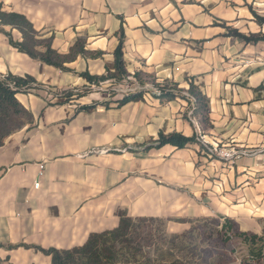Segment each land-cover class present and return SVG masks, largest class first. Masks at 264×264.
Returning a JSON list of instances; mask_svg holds the SVG:
<instances>
[{"label":"crops","instance_id":"crops-1","mask_svg":"<svg viewBox=\"0 0 264 264\" xmlns=\"http://www.w3.org/2000/svg\"><path fill=\"white\" fill-rule=\"evenodd\" d=\"M0 1L53 35L59 52H69L78 38L102 52L79 56L63 70L19 51L0 31V74H29L41 85L18 93L34 120L0 146V264H51L40 250L9 245L72 248L126 216L169 218L170 233L185 232L189 219L203 216L264 232L263 154L227 161L210 157L200 143L141 148L160 132L199 130L210 143L264 146V40L227 34L230 27L264 34L256 18L264 17V0ZM3 27L22 39L18 29ZM122 28L127 70L184 89L194 82L209 99L212 126L193 125L181 98L165 102L145 93L119 106L123 94L107 98L103 90L62 96L89 85L82 72L115 69ZM105 100L109 106L100 104Z\"/></svg>","mask_w":264,"mask_h":264},{"label":"trees","instance_id":"trees-1","mask_svg":"<svg viewBox=\"0 0 264 264\" xmlns=\"http://www.w3.org/2000/svg\"><path fill=\"white\" fill-rule=\"evenodd\" d=\"M256 18L259 24H264V17ZM0 22L2 26L16 28L21 32L22 39L15 41L10 30L0 28V31L8 36L10 43L19 51L63 70H68L66 64L75 61L79 56L97 58L102 55L101 51L88 49L87 40L84 38H78L69 52H59L53 46V35L46 36L25 14L6 9L1 1ZM227 34L252 44L264 40V34L261 32L245 34L232 27L228 28ZM123 45L122 28L120 42L114 51L115 69L108 70L102 75L91 74L89 71L82 72L81 76L87 79L89 85L77 93L72 90L64 91L62 96L66 100L73 96L80 97L93 91L94 85L102 86L106 81L119 84L133 76L142 85L150 84L152 87L124 95L116 100L117 105L143 99L147 91L157 89L160 94L155 93V96L165 102L181 98L188 100L190 104L191 98H194V112L201 128L212 126L209 99L194 82L190 83L189 88L184 89L174 81L160 80L155 74L143 70L130 73L125 66ZM40 88L41 85L32 75L0 74V146L7 136L21 130L34 120L33 113L19 100L18 93ZM184 92H188L189 97ZM100 104L109 106L110 101L105 100ZM185 117H187V110ZM195 143H199L196 133L188 136L179 131L160 132L158 138L141 144V148L147 150L150 147L167 144L183 148ZM169 220V218L153 216L122 217L117 227L93 232L83 245L67 249L43 248L27 244L9 245V247L25 246L40 250L51 256V264H216L217 255L210 249V245L206 244L216 240L225 248L231 241L239 239L247 248L246 259L243 261L247 264H264V232L257 234L241 231L235 221L229 217L203 216L189 219L191 226L185 232L170 233L167 230ZM222 256L224 257L221 255L219 260Z\"/></svg>","mask_w":264,"mask_h":264},{"label":"built area","instance_id":"built-area-1","mask_svg":"<svg viewBox=\"0 0 264 264\" xmlns=\"http://www.w3.org/2000/svg\"><path fill=\"white\" fill-rule=\"evenodd\" d=\"M132 78V79H131ZM134 81L131 83V87H129L128 91L123 93V96L128 94V93H134L136 91H139L141 89H147L152 87L150 84H146V85H142L135 77L130 76V78H126L122 81L123 82H128V81ZM131 82V81H130ZM112 84V85H118V84H114L112 81H106L105 83L102 84V86H92L93 87V91L94 90H103L104 92L106 91V89L104 88V86H106L107 84ZM119 83V84H122ZM146 93L151 94L153 96H155V93L160 94V91L157 89H154L153 91H147ZM184 94L189 97L188 92H184ZM187 102V118L189 119L190 122L193 123V125L197 126V128L199 129L200 124H199V120L194 112V108H195V103H194V98H191L190 104L189 101L184 99ZM197 135V140L199 141V143L201 144V146L203 147V151L206 152V154H208L210 157H217L219 159H223V160H227V161H234L235 159L243 156V155H258V154H263L264 155V146L259 147L257 149H247V148H238L235 147L234 145H219L218 143H210L206 140V136L205 134H203L202 131H197L196 133Z\"/></svg>","mask_w":264,"mask_h":264},{"label":"rangeland","instance_id":"rangeland-1","mask_svg":"<svg viewBox=\"0 0 264 264\" xmlns=\"http://www.w3.org/2000/svg\"><path fill=\"white\" fill-rule=\"evenodd\" d=\"M129 87H131L130 81L118 85H112L109 83L104 87L106 89V97L121 95L127 92ZM209 243L210 244L207 243L206 245H210V249H212L214 251L213 253L217 255L216 259L218 261H215L216 264H247L243 261L246 259L247 248L239 239L231 241L228 246H225V248L222 244L217 243L216 240L209 241ZM221 255H224V257L222 256L221 260H219ZM208 260L210 261V258H208Z\"/></svg>","mask_w":264,"mask_h":264}]
</instances>
